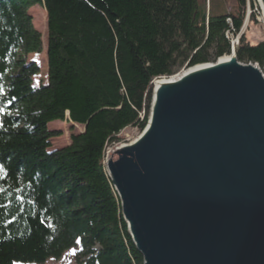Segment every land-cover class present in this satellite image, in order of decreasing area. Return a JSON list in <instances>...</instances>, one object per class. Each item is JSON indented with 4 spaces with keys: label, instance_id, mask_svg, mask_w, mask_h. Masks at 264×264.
I'll use <instances>...</instances> for the list:
<instances>
[{
    "label": "trees",
    "instance_id": "1",
    "mask_svg": "<svg viewBox=\"0 0 264 264\" xmlns=\"http://www.w3.org/2000/svg\"><path fill=\"white\" fill-rule=\"evenodd\" d=\"M36 5L49 45L29 14ZM246 15L247 0H0V264L59 260L78 243L84 264H143L108 147L147 126L155 80L231 54L227 32L238 35ZM43 42L49 82L36 86L28 56ZM236 53L264 73V40L246 32ZM68 112L85 131L50 152L49 123Z\"/></svg>",
    "mask_w": 264,
    "mask_h": 264
},
{
    "label": "water",
    "instance_id": "2",
    "mask_svg": "<svg viewBox=\"0 0 264 264\" xmlns=\"http://www.w3.org/2000/svg\"><path fill=\"white\" fill-rule=\"evenodd\" d=\"M105 164L143 264H264L258 63L234 50L157 79L147 126Z\"/></svg>",
    "mask_w": 264,
    "mask_h": 264
},
{
    "label": "rangeland",
    "instance_id": "3",
    "mask_svg": "<svg viewBox=\"0 0 264 264\" xmlns=\"http://www.w3.org/2000/svg\"><path fill=\"white\" fill-rule=\"evenodd\" d=\"M255 1L257 3V6L259 7L260 11L261 10L263 11V8L260 4V1L259 0H255ZM255 1H254V3H255ZM254 3H253V0L250 3V5H251L250 10L252 12H249L248 7H247V10L249 13L247 12L246 20L248 19L249 22H248V24H246V23L244 24L245 27L243 26V28H242L243 33L241 34V37L244 33L247 32L248 36L251 38V40L253 42L257 43V42L264 40V15H262L261 13L258 14L255 12ZM46 12H47L46 8L41 6V5L33 6L29 10V14L33 18V24H34L35 28L38 31H40L42 34V41H43V32L46 31V36H47V31H48V45H49V18H48V30H47V14H48V12L47 13ZM253 14H255V17H256L258 22L256 24L250 25V19H251V16ZM246 20H245V22H246ZM242 30H241V32H242ZM229 33L230 32H227L228 37H230ZM240 33H238V35H240ZM236 37H238V36L234 35V38H236ZM237 47H236V50H237ZM44 51H45V48H44V42H43L42 53ZM233 51H234V49H233L232 42H231V54ZM231 54H229V55H231ZM225 56H228V55H225ZM28 61L29 62H36L40 66V73H39V75H37L35 77V85L40 86L42 84H47L49 82V63H48V60L46 58V55L44 53L43 54L32 53L28 56ZM186 69H187L186 67L182 68L179 72L174 74V76L182 74L183 72L186 71ZM162 78H164V77H162ZM154 84H155V82H154ZM69 117H70V113L68 112L66 114L65 120H56V121L49 123V129L56 133V136L53 137L51 140L52 146L49 149L50 152H53L55 150L67 147L68 145L71 144L73 134H80V133H83L85 131L86 125L76 124V122L74 124ZM142 117H143V115H142ZM141 132L142 131H140L136 127L131 126V127L125 128L119 134V138L122 141L108 147V150L106 152V157H107V154L110 150H115L116 148H118L124 144H129V143L133 142L141 134ZM80 252H81V247H80V243H78L77 246H75L74 248L67 251L61 259H59V260L49 259L46 263H43V264H84L85 258H83V256L80 255ZM15 264H41V263L16 262Z\"/></svg>",
    "mask_w": 264,
    "mask_h": 264
},
{
    "label": "built area",
    "instance_id": "4",
    "mask_svg": "<svg viewBox=\"0 0 264 264\" xmlns=\"http://www.w3.org/2000/svg\"><path fill=\"white\" fill-rule=\"evenodd\" d=\"M251 1H252V0H247V7H248L249 12H252V11L250 10V9H251V5H250ZM254 1H255V0H253V3H254ZM248 10H247V12H248ZM254 10H255L256 13H258V14L261 13L262 15H264V14H263L264 12H263L262 10L260 11L259 7L257 6L256 1H255V3H254ZM249 12H248V13H249ZM248 22H249V20L247 19L245 23L248 24ZM244 27H245V25H244ZM242 33H243V30H242V32L240 33V35H237L238 37L234 38V34L230 32V37H229V38L231 39L232 46H233V49H234V50H236V47H237V46L239 45V43H240L239 41H240V38H241V34H242ZM235 40H236V41H235Z\"/></svg>",
    "mask_w": 264,
    "mask_h": 264
},
{
    "label": "snow or ice",
    "instance_id": "5",
    "mask_svg": "<svg viewBox=\"0 0 264 264\" xmlns=\"http://www.w3.org/2000/svg\"><path fill=\"white\" fill-rule=\"evenodd\" d=\"M0 91H3V87L0 86ZM0 111H3L2 109H0ZM7 175V171L5 168V165L3 163H0V178H4Z\"/></svg>",
    "mask_w": 264,
    "mask_h": 264
},
{
    "label": "bare ground",
    "instance_id": "6",
    "mask_svg": "<svg viewBox=\"0 0 264 264\" xmlns=\"http://www.w3.org/2000/svg\"><path fill=\"white\" fill-rule=\"evenodd\" d=\"M230 34V33H229ZM229 56V55H228ZM228 56H226V57H228ZM188 70V68L186 69V71ZM132 240V239H131Z\"/></svg>",
    "mask_w": 264,
    "mask_h": 264
}]
</instances>
